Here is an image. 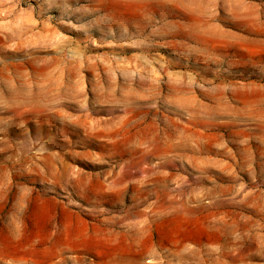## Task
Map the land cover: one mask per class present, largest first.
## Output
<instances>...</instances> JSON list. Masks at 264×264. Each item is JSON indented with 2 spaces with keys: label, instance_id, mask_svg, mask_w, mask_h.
I'll list each match as a JSON object with an SVG mask.
<instances>
[{
  "label": "rangeland",
  "instance_id": "1",
  "mask_svg": "<svg viewBox=\"0 0 264 264\" xmlns=\"http://www.w3.org/2000/svg\"><path fill=\"white\" fill-rule=\"evenodd\" d=\"M0 264H264V0H0Z\"/></svg>",
  "mask_w": 264,
  "mask_h": 264
},
{
  "label": "bare ground",
  "instance_id": "2",
  "mask_svg": "<svg viewBox=\"0 0 264 264\" xmlns=\"http://www.w3.org/2000/svg\"><path fill=\"white\" fill-rule=\"evenodd\" d=\"M179 207V206H178ZM23 250H25L24 248H23Z\"/></svg>",
  "mask_w": 264,
  "mask_h": 264
}]
</instances>
